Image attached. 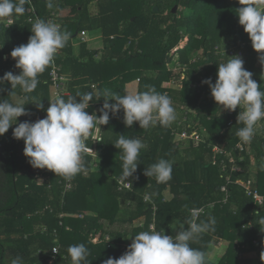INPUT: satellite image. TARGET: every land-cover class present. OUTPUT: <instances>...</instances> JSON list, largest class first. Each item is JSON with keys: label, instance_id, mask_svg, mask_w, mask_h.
Returning <instances> with one entry per match:
<instances>
[{"label": "trees", "instance_id": "16d2710c", "mask_svg": "<svg viewBox=\"0 0 264 264\" xmlns=\"http://www.w3.org/2000/svg\"><path fill=\"white\" fill-rule=\"evenodd\" d=\"M48 2L31 0L23 15L0 19V77L9 71L21 72L11 52L28 43L36 19L53 22L70 33L66 46L39 75L32 93L24 94L19 87L12 90L7 81L0 85L4 89L0 100L18 99L26 103L29 113L0 136V264H11L16 257L21 264H72L67 249L81 243L89 251L86 264H103L110 257L118 259L133 237L153 230L152 225L155 231L174 236L180 225L187 227L190 210L202 207L197 222L214 218V230L190 246L205 253L206 264H252L254 257L240 254L251 251H258L255 259L264 264V224H259L264 221V121L250 143L241 142L235 133L244 125L236 120L228 126L241 109L238 106L230 114L214 100L210 86L202 83L207 78L215 83L219 63L231 59L234 51L241 53L245 69L264 90V64L239 24V0H50L51 9ZM175 6L178 11H173ZM89 31H98L103 49L88 47ZM74 38L80 42L76 47ZM173 49L181 64L178 72L169 68ZM199 50L202 56L193 60ZM54 63L61 74L70 76L67 94L62 96L65 100L78 91L110 89L124 95L127 85L137 81V93L154 88L169 96L177 119L169 127L142 129L134 122L129 128L123 122V109L116 115L110 113L109 123L94 131L101 141H86L93 150L82 157L86 174H78L67 188L66 180L53 171L32 167L24 155V140L13 137L19 123L46 117ZM165 82L181 87L165 86ZM103 103V97L93 100L86 111L101 115ZM185 130L189 144L183 148L176 137ZM120 135L139 138L147 146L141 150L136 172L124 180L130 182L129 189L119 185L123 153L113 142ZM160 158L173 162L167 183L144 174ZM97 161L99 170L94 169ZM38 174L44 177L41 183ZM239 180L254 182L256 189L247 193ZM167 189L173 194L169 199ZM255 193L263 197L262 203ZM99 233L100 241L93 243L91 234ZM219 240L229 245L225 254L213 260L208 252ZM53 248L58 251L50 257Z\"/></svg>", "mask_w": 264, "mask_h": 264}, {"label": "clouds", "instance_id": "9594fccd", "mask_svg": "<svg viewBox=\"0 0 264 264\" xmlns=\"http://www.w3.org/2000/svg\"><path fill=\"white\" fill-rule=\"evenodd\" d=\"M26 4L30 5L31 0H0V19L23 15ZM239 4L242 5L237 12L239 24L248 33L253 49L260 54V62L264 64V0H239ZM47 6L50 9L53 7L50 0ZM31 32L28 43L15 47L11 52L21 72L13 74L9 71L0 77V85L5 81L10 82L12 90L19 87L24 94H30L37 88L39 75L53 63L59 50L66 46L70 38V33L61 31L59 25L43 19H36ZM217 75L215 83L211 78L202 83L210 86L211 95L223 109L235 111L239 106L241 111L238 122L244 126L235 134L241 142L250 143L257 133L259 123L264 121V90L252 78L253 73L245 69L240 55H233L226 62L219 63ZM3 90L0 87V92ZM101 97L104 98L101 115L95 112L89 114L86 109L90 107V102L100 100ZM110 100L115 103H110ZM25 104L0 100V136L17 124L20 116L29 114ZM37 107L43 109L44 105L37 103ZM121 109L124 111L123 122L129 128L134 122H139L142 129L157 125L169 127L177 119L171 98L156 92L154 88L140 93L126 92L124 95L110 89L100 93L78 91L67 100L62 97L50 100L46 117L35 122L19 123L13 129V137L24 140V155L29 158L32 167L47 168L70 182L78 174H86L82 157L93 151L86 141L89 138L94 142L101 141L100 137L94 135V131L109 123L110 113L116 115ZM113 144L123 153L120 180H129L137 170L141 150L147 146L139 138H127L124 135H120ZM172 171L173 162L160 158L158 162L147 166L144 174L155 177L157 183H167L172 178ZM145 200H149L147 195ZM190 214L187 227L180 225L181 230L175 236L151 229L140 232L133 237L123 255L118 259L110 257L103 264H206L205 253L192 248L190 242L206 231L214 230L215 219L197 222L198 210L192 209ZM259 224H264V221ZM52 250L58 251L55 248ZM67 252L72 264H86L89 251L85 244L71 245ZM261 258L264 259V253ZM11 264H21V258L12 259Z\"/></svg>", "mask_w": 264, "mask_h": 264}, {"label": "rangeland", "instance_id": "374dc122", "mask_svg": "<svg viewBox=\"0 0 264 264\" xmlns=\"http://www.w3.org/2000/svg\"><path fill=\"white\" fill-rule=\"evenodd\" d=\"M183 9V7H179V10H182ZM177 11H178V9H177ZM89 34H88V40H90L89 41V44H88V46L90 47V48H92V49H103L104 48V44H103V41H102V39H101V35H99L98 33H95V32H93V31H89L88 32ZM91 38H93V39H91ZM185 42H186V40H184V42H182V44L180 45V46H184L185 45ZM179 46V47H180ZM177 49V48H176ZM176 49H173L172 50V57L174 58L173 59V62L169 65V68L170 69H172L173 71H175V72H178L180 69H181V64L179 63L180 61H179V58H178V56H177V54H176ZM202 53H203V51L202 50H199V51H197V52H195L194 53V55H195V58H193V60H195V59H198L199 58V56H202ZM174 60H176V61H174ZM261 63V62H260ZM260 72V71H259ZM258 72V73H259ZM168 85H170V86H174V87H181V85L180 84H177V83H174V82H170ZM127 87H128V89L130 90L129 91V93L131 92V93H134L135 92V90L134 89H136L137 87H138V82L137 81H134V82H132V83H129L128 85H127ZM53 98V97H52ZM55 99H57V97H54ZM54 99V100H55ZM16 102H21V101H19L18 99H16ZM193 114H195V113H193ZM47 115V114H46ZM185 118H189V117H185ZM186 120V119H185ZM191 125H193L192 123L188 126V127H190ZM185 131H187V130H185ZM194 131V130H193ZM96 132V131H95ZM176 141H179L180 143H181V145H182V147L183 148H185V147H187L188 146V144H189V138H182V137H180V136H177L176 137ZM94 156H95V154H93ZM236 168H239V167H236ZM94 169H96V170H99L100 169V162H96V165H95V168ZM37 179L39 180V182L41 183V182H43V180H44V177H42L41 176V174H38L37 175ZM239 183H242V180L239 182ZM244 187H245V185H243ZM247 186V185H246ZM247 187H250L249 185L247 186ZM172 192H170V190L169 189H167V190H165V196L169 199V198H171L172 197ZM95 214V213H94ZM137 223L139 224V225H142V223H143V219H139V220H137ZM179 231V230H178ZM178 231H176V233L178 232ZM176 233H175V235H176ZM174 235V236H175ZM228 245H229V243H228V241H222V240H219L217 243H216V245L214 244L211 248H210V250H209V252H208V256L210 257V258H212L213 260H218L223 254H225V252H226V250H227V248H228ZM256 252H258V251H251V252H248V253H240V254H242V257H254V260H253V262H252V264H258V262H259V258L257 257L256 259H255V257H256V255L254 256V253H256Z\"/></svg>", "mask_w": 264, "mask_h": 264}, {"label": "built area", "instance_id": "2783aa9c", "mask_svg": "<svg viewBox=\"0 0 264 264\" xmlns=\"http://www.w3.org/2000/svg\"><path fill=\"white\" fill-rule=\"evenodd\" d=\"M11 22H12V19H11ZM82 34H84L85 35V32H83ZM231 53V55H240L241 53H235L234 51H231L230 52ZM61 69L56 65V63H54V66H53V68H52V70H51V74H50V77H51V81H52V88H53V91H52V95H53V97H57V98H60V97H62L63 95H66L67 94V90L65 89V88H67L66 87V84H67V82H68V78L65 76V75H63V74H61ZM55 99V98H54ZM229 113L230 114H233V111H230L229 110ZM236 120H238V115H236V117H232L231 119H230V121L228 122V126H232L234 123H235V121ZM192 135H194L195 137H196V139H198V136L196 135V132H193V134ZM180 137H182V138H188L189 137V133L187 132V131H184L182 134H181V136ZM240 145V144H239ZM242 149V148H241ZM92 154H94V153H92ZM232 161H233V159H232ZM125 184H127L128 186L127 187H125L124 185ZM71 181L69 182V181H66V187L67 188H70L71 187ZM119 185H120V189H123V188H131V184H130V182L128 181V182H124V181H121V180H119ZM222 190L223 191H226L227 190V188L224 186V187H222ZM246 190H247V193H249V194H251L252 193V190H250V188L249 187H247L246 186ZM254 196L256 197V199L260 202V203H262V201H263V197H261V196H259V194L258 193H255L254 194ZM228 194H226V197H225V201H227L228 200ZM198 210V217L200 216V214L201 213H203V211H204V208L202 207V208H199V209H197ZM151 228L153 229V230H155V228H154V225H152L151 226ZM96 240H98V239H96ZM93 241H95V238H93ZM57 251H55V252H53L51 255H50V257H52L53 255H54V253H56Z\"/></svg>", "mask_w": 264, "mask_h": 264}, {"label": "crops", "instance_id": "0c3cea01", "mask_svg": "<svg viewBox=\"0 0 264 264\" xmlns=\"http://www.w3.org/2000/svg\"><path fill=\"white\" fill-rule=\"evenodd\" d=\"M95 33H98V31L97 32H95ZM78 35V33L76 34V36ZM80 42H79V39L77 40V38L75 39H73V45H74V47H76V46H78V44H79ZM89 43V42H88ZM89 47V46H88ZM90 48V47H89ZM92 49V48H91ZM67 78H68V80L70 81V76H67V75H65ZM169 84V83H168ZM167 84V82H165L164 83V85L165 86H170V85H168ZM135 90V92L134 93H137V90H138V88H136V89H134ZM50 91H51V100H53L54 99V97H53V95H52V91H53V88H52V84H51V86H50ZM129 89H128V87H126V92H128L129 93ZM131 93V92H130ZM53 97V98H52ZM260 127H258V129H259ZM238 144H241V143H238ZM93 157H96V155L94 156L93 155ZM241 180H239V182H240ZM240 184H242V185H245V188H246V185L248 186H250L249 188H250V190H254V189H256V185H255V183L254 182H246V181H244V180H242V183H240ZM260 196V195H259ZM262 197V196H261ZM90 212V211H89ZM91 214H94V213H92V212H90ZM101 234L99 233V234H94V235H92L91 234V236H90V238H91V241L93 242V243H97L98 241H100V236ZM93 238H95V241H93ZM96 239H98V240H96ZM45 254V253H44Z\"/></svg>", "mask_w": 264, "mask_h": 264}, {"label": "water", "instance_id": "95a60500", "mask_svg": "<svg viewBox=\"0 0 264 264\" xmlns=\"http://www.w3.org/2000/svg\"><path fill=\"white\" fill-rule=\"evenodd\" d=\"M177 8H178V6H175V7H174V9H173V11H176V10H177ZM154 10H158V7H157V6H155V7H154Z\"/></svg>", "mask_w": 264, "mask_h": 264}]
</instances>
